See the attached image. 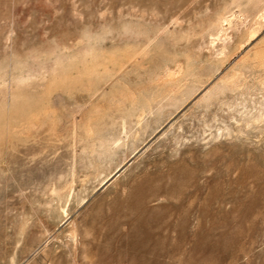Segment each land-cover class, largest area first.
I'll return each instance as SVG.
<instances>
[{
  "label": "rangeland",
  "instance_id": "obj_1",
  "mask_svg": "<svg viewBox=\"0 0 264 264\" xmlns=\"http://www.w3.org/2000/svg\"><path fill=\"white\" fill-rule=\"evenodd\" d=\"M0 264H264V0H0Z\"/></svg>",
  "mask_w": 264,
  "mask_h": 264
},
{
  "label": "bare ground",
  "instance_id": "obj_2",
  "mask_svg": "<svg viewBox=\"0 0 264 264\" xmlns=\"http://www.w3.org/2000/svg\"><path fill=\"white\" fill-rule=\"evenodd\" d=\"M115 173H116V172H115ZM113 174H114V173H113ZM112 176H113V175H111V176L109 177V179H107V181H106V182H108V181H109V180L112 178Z\"/></svg>",
  "mask_w": 264,
  "mask_h": 264
}]
</instances>
